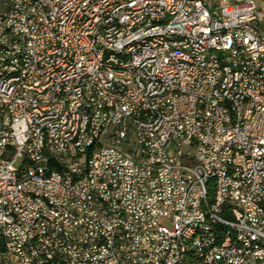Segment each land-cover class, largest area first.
I'll return each instance as SVG.
<instances>
[{
	"label": "built area",
	"instance_id": "built-area-1",
	"mask_svg": "<svg viewBox=\"0 0 264 264\" xmlns=\"http://www.w3.org/2000/svg\"><path fill=\"white\" fill-rule=\"evenodd\" d=\"M39 1L43 16L0 0V264H264V0H130L128 13L115 0H71L59 12ZM75 4L84 14L65 35ZM166 7L180 14L161 24ZM112 11L116 28L100 29L106 49L91 50V21L112 20ZM19 29L38 38L37 58L12 46ZM50 29L62 33V48ZM17 52H26V70L15 69ZM82 88H97L99 101ZM74 116H83L81 138Z\"/></svg>",
	"mask_w": 264,
	"mask_h": 264
},
{
	"label": "bare ground",
	"instance_id": "bare-ground-1",
	"mask_svg": "<svg viewBox=\"0 0 264 264\" xmlns=\"http://www.w3.org/2000/svg\"><path fill=\"white\" fill-rule=\"evenodd\" d=\"M20 5L30 7V13L35 16H43L44 7L41 6L39 0H17ZM71 0H48V8L51 12H59V6H66ZM130 0H115V6H121V13H128V5ZM84 14V5L75 4V14L66 21L65 35H72L75 33L76 27L80 23V17ZM180 14V7H166L163 9V14L160 15V23L168 24L174 15ZM148 16V8L140 7L137 12V19H144ZM116 21H119V11H112V20H93L91 21V28L88 34V42L91 50L106 49V42L101 41V30H112L116 28ZM19 28H26V19H19ZM50 38L53 41L54 48H62V33L57 29H50ZM10 41L15 50L27 51V58H37L38 48L32 45H38V38H33L32 30L19 29V35L10 34ZM71 40H63V50H70ZM137 50H146L147 42H136ZM39 51L47 53L49 58H57V51L50 50V44L39 43ZM112 56H121L120 48H112ZM6 59H13V52H6ZM26 52H17L15 60V69L26 70ZM52 71H65V63L51 62ZM110 70H117V63H110ZM68 87H76V80H68ZM109 94L114 97H122V89L119 86H110ZM58 95H67V86H58ZM82 95H87L90 98V103H97L99 101V92L97 88H82ZM23 98L26 100H38L39 91L23 89ZM77 106H84V99H77ZM218 112H225V105H218ZM73 137L81 138L83 134V116L72 117ZM126 135H133V128H126ZM37 148H44V133H37L36 135ZM50 147H57V139L49 138ZM70 158L79 159V151H70ZM211 195V183L202 182V196ZM197 207H204V199H196ZM197 229V221L189 222V230ZM199 242L191 243V250H198ZM66 258H74V251H66ZM192 252H184V260H191Z\"/></svg>",
	"mask_w": 264,
	"mask_h": 264
},
{
	"label": "trees",
	"instance_id": "trees-1",
	"mask_svg": "<svg viewBox=\"0 0 264 264\" xmlns=\"http://www.w3.org/2000/svg\"><path fill=\"white\" fill-rule=\"evenodd\" d=\"M3 247V238L0 237V249Z\"/></svg>",
	"mask_w": 264,
	"mask_h": 264
},
{
	"label": "rangeland",
	"instance_id": "rangeland-1",
	"mask_svg": "<svg viewBox=\"0 0 264 264\" xmlns=\"http://www.w3.org/2000/svg\"><path fill=\"white\" fill-rule=\"evenodd\" d=\"M256 3L259 5V2L258 1H256Z\"/></svg>",
	"mask_w": 264,
	"mask_h": 264
},
{
	"label": "water",
	"instance_id": "water-1",
	"mask_svg": "<svg viewBox=\"0 0 264 264\" xmlns=\"http://www.w3.org/2000/svg\"><path fill=\"white\" fill-rule=\"evenodd\" d=\"M219 264H223V263L220 261Z\"/></svg>",
	"mask_w": 264,
	"mask_h": 264
}]
</instances>
